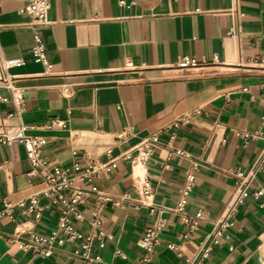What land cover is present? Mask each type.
<instances>
[{"label":"crops","instance_id":"1","mask_svg":"<svg viewBox=\"0 0 264 264\" xmlns=\"http://www.w3.org/2000/svg\"><path fill=\"white\" fill-rule=\"evenodd\" d=\"M29 1L0 0V76L2 61H25L8 70L25 90L24 109L0 100V126L26 125L52 167L79 164L78 175L114 164L81 183L110 198L104 247L96 241L93 254L105 264H264V167L229 213L239 182L264 158V66L256 63L264 0H50L44 27L23 12ZM37 37L50 72L33 56ZM0 98H11L2 83ZM145 140L153 151L138 165ZM0 166V209L16 205L13 219L0 220V264H79L67 256L77 245L47 258L20 247L31 234L50 236L61 209L38 220L18 206L46 187L30 174L24 145H0ZM189 175L193 189L177 213ZM96 203L91 194L80 209L91 216ZM155 227L149 259L143 238Z\"/></svg>","mask_w":264,"mask_h":264},{"label":"built area","instance_id":"2","mask_svg":"<svg viewBox=\"0 0 264 264\" xmlns=\"http://www.w3.org/2000/svg\"><path fill=\"white\" fill-rule=\"evenodd\" d=\"M122 5H125V1H121ZM51 9L50 0H30L29 4L23 8V12L30 15L34 19V25L38 27H44L48 25V13ZM33 56L37 63H41L46 72L52 70V64L49 62L46 54L45 46L42 40L37 37L36 44L32 49ZM260 66H264V58H261L256 62ZM25 61L21 58L4 60L1 62L2 74L0 76V83H2L11 94V98L0 100L7 102L11 101L16 106L18 113H21L25 106V90L16 85V77L8 73V70L13 67L22 66ZM189 60H186L184 65H189ZM264 91V85L262 86ZM28 127L20 124L17 126H0V145H12L19 143L25 146L28 159L32 165L31 175L40 174L44 180L46 187L39 196H33L27 201H22L18 204L19 207L25 208L26 213L29 215H35L36 219L42 217L43 212L52 207H58L61 209V216L57 224V228L51 233L50 236H41L38 234H31L30 239L27 242H19L20 247L25 250H31L35 254L50 257L56 252H62L67 246L77 245L78 247L67 253L68 259L78 260L79 264H105L102 258L93 254V247L96 241L101 242L100 246L104 247V238L107 234L104 230L103 210L110 201V198L98 193V189L95 186L87 188L81 183L91 181L93 176L102 170H111L114 164H102L89 165L84 173L76 174L75 172L79 168V164H75L72 167H52L48 162L42 158L43 142L32 138L26 134ZM155 142L156 139H153ZM152 142L145 140L139 147V158L142 154L143 162L152 153ZM264 167L263 160L251 171L248 177L239 182V195L230 205V214L234 210L236 204L242 201V195L247 190L250 182L255 178L257 172ZM2 166H0V169ZM195 177L189 175L187 182L183 188L179 203L176 209L177 213L184 211L187 204L188 197L193 189ZM142 191L146 196H150V190L148 185V179L141 186ZM97 194V203L91 212V216H86L81 211L80 206L85 199L91 195ZM46 199L47 203L42 204L41 199ZM15 204L7 203L0 209V220L9 217L14 218ZM230 214L225 216L220 225L216 229L214 239L222 236L223 230L229 226L228 220ZM183 221L190 223V218L184 217ZM81 223H88L91 232L85 233L77 226ZM197 221L192 224V229L197 226ZM161 227V226H160ZM15 242V241H14ZM144 248L148 252V257L151 259L154 246L159 242V228L155 227L149 231L143 238ZM174 248V246H172ZM195 260H189L186 264H195Z\"/></svg>","mask_w":264,"mask_h":264},{"label":"bare ground","instance_id":"3","mask_svg":"<svg viewBox=\"0 0 264 264\" xmlns=\"http://www.w3.org/2000/svg\"><path fill=\"white\" fill-rule=\"evenodd\" d=\"M143 157H144V154H142L141 158H140L139 160L136 161V164H138V165H144V162L142 161V160H143V159H142ZM145 182H146V181H144V183H145Z\"/></svg>","mask_w":264,"mask_h":264}]
</instances>
